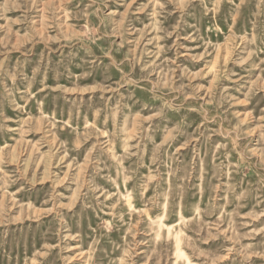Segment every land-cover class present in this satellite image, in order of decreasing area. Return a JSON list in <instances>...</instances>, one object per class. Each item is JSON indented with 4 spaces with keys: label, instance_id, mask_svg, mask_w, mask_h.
Returning <instances> with one entry per match:
<instances>
[{
    "label": "rangeland",
    "instance_id": "rangeland-1",
    "mask_svg": "<svg viewBox=\"0 0 264 264\" xmlns=\"http://www.w3.org/2000/svg\"><path fill=\"white\" fill-rule=\"evenodd\" d=\"M0 264H264V0H0Z\"/></svg>",
    "mask_w": 264,
    "mask_h": 264
}]
</instances>
